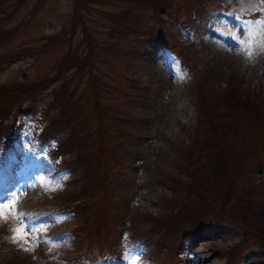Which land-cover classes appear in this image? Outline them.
<instances>
[{
  "label": "rangeland",
  "instance_id": "374dc122",
  "mask_svg": "<svg viewBox=\"0 0 264 264\" xmlns=\"http://www.w3.org/2000/svg\"><path fill=\"white\" fill-rule=\"evenodd\" d=\"M242 1L0 0V127L4 115L17 106L28 103L39 110L47 129L57 132L70 172L60 191L27 192L16 211L74 210L64 219L49 215L35 222L0 220V259L4 256L7 264H70L85 254L94 256L91 264H105L95 255L111 248L121 228L129 237L152 228L148 235L153 249L161 252L174 245L176 257L177 251L187 249L183 264H264V138L256 140L264 131V41L253 40L241 51V42L249 41L236 27L237 34L222 29L214 43L189 42L172 21L194 22L192 11L201 15L216 2L232 8L251 4L256 11L258 0L247 5ZM261 27L257 38L263 36ZM152 37L181 55L186 81L167 78L153 59L154 48L147 46L160 44L149 41ZM236 83L244 92H233ZM195 85L208 86L213 94V104L205 110L198 109ZM245 94L248 98L236 106L228 101ZM244 119L253 123L245 138L253 140L252 150L257 151L252 164H246L249 171L224 168L218 178L210 169L200 177L186 166L187 155L196 149L195 133L207 120L220 123L221 141L232 146L235 126ZM40 147L46 150L44 144ZM23 152L26 155L20 156L8 148L6 157L18 165H10V171H19L21 186L27 184L29 190L31 166L24 161L39 173L48 153L29 158V150ZM201 161L208 164L204 154ZM176 181L182 191L175 188ZM224 181L232 186L225 187ZM154 217L160 226H153ZM202 217L223 222L200 232H177L181 222ZM244 218L263 232L261 245L251 228L244 239ZM22 223L28 225V243L13 242L11 229ZM243 239L251 241L245 246L253 250L241 249Z\"/></svg>",
  "mask_w": 264,
  "mask_h": 264
},
{
  "label": "trees",
  "instance_id": "16d2710c",
  "mask_svg": "<svg viewBox=\"0 0 264 264\" xmlns=\"http://www.w3.org/2000/svg\"><path fill=\"white\" fill-rule=\"evenodd\" d=\"M18 56V54L13 55V57ZM20 56V55H19ZM10 57V58H13ZM180 61L182 62L183 59L181 55H179ZM188 77H185L183 79V82L186 81ZM229 81V79H228ZM228 84H231L228 82ZM233 87V92L236 90H240L241 92H244L243 88L240 86V83H236L232 85ZM208 86L202 85H195L193 89V94L196 98H200L201 103L198 101V109L200 110H205L208 108L211 104H213V94L209 93ZM239 93V91H236ZM248 95L245 94L243 96L237 95V101L234 102L232 100H228L231 102L232 106H236V103L239 100H243L244 98H248ZM31 108V109H30ZM252 109L259 110L255 105L252 106ZM19 110V111H18ZM45 112V110H44ZM22 113H25L26 115L31 113L33 116L34 115H40L39 110L33 109L28 103H25L23 105L17 106L13 109H11L10 112L4 115L2 119V125L0 127V133H6V136L10 134V127L11 125L15 123H21V115ZM239 117L242 115H238ZM42 118V117H41ZM244 118V115H243ZM199 121V118L197 119V122ZM245 121V122H244ZM196 122V123H197ZM47 122L40 128V130L36 134V141L37 143H41L45 140H50L53 139V137L57 136V132H50L47 129ZM250 124L248 127L247 125ZM252 127L253 123L250 122L249 120H242L237 123L235 126V137L233 138L232 141V146L231 143L227 146V144H224V141H221L222 133H221V126L219 122L216 121H208L206 122L205 126L201 127L200 130H198L195 133L196 139L192 142V144L195 146V150L193 151L192 154L187 155V161H186V166L190 168L192 172H198L199 176L202 177V175H207L206 172H208L210 169H213L214 172L217 174L218 178L221 176V173L219 171H223L224 168L227 169V172L229 170L235 171L239 170L240 174L243 173V171H249V168L246 166V164H252V161L254 160L253 154L255 156L257 155V151L252 150L253 149V140H248L245 137L250 136L252 133ZM259 128V127H257ZM256 128V129H257ZM212 132V133H211ZM211 133V134H210ZM247 135H245V134ZM263 136H260L256 138H264V131L262 132ZM243 137V139L239 140V138ZM252 143V144H251ZM251 144V149H248V145ZM203 149V151L201 150ZM51 152V151H49ZM240 152H243L244 154L246 153L245 156H238ZM54 156L58 157L62 160V163L64 164V152L62 150V144L61 140L58 141L56 144L55 149L53 150ZM250 156L248 157V155ZM205 155V157L208 159V164H205L201 161L202 155ZM175 155V161L178 162L179 156L176 152H174ZM238 158V159H236ZM230 164V165H229ZM65 165V164H64ZM209 167V168H208ZM225 187H230L232 186L231 181H224L222 183ZM197 186L201 187L200 184ZM175 188L178 189L179 191H182V188L179 186L178 182H175ZM70 209V207L66 206L63 209ZM163 216L161 217V219ZM246 220L245 224V229L243 233V237H247L246 231L248 229H253L254 235L258 239V245H261V240L260 238L263 237V232L259 233L258 229H255V225H251V222L248 221V218H244ZM213 221H223L221 219H211L209 217H202L198 218L196 221L193 223H190L188 221H183L179 225V231H193L197 232L200 231L202 228L205 226H209L213 224ZM161 225V220L158 217H154V222L153 226L157 227ZM152 228H149L147 231L150 232ZM250 229V230H251ZM148 232L145 234H142L141 236L136 235L135 233L133 234V237L130 236L128 239H125L124 237H121V239H116V242L112 244V248H109L107 250L108 254L113 256V257H119L120 254L124 251H127L130 256L132 255H137L138 251L140 249L143 250V257L145 258H151L152 260L159 261L160 264H176L177 257H176V252L173 251V254L175 256V259L172 260V253L170 254L169 258H162L160 256V251L157 249H153L154 247V241L149 237ZM123 238V239H122ZM244 239L241 243V249L244 247H248L249 250H253L252 246H245L246 243H251V241L246 240L244 242ZM124 242L127 244L125 247L121 248V245L124 244ZM143 243L141 246H138V249H135L136 246L140 243ZM80 259L82 261L85 260L86 255L82 254L79 255ZM236 261H227L226 264H235ZM5 257H1L0 259V264H7Z\"/></svg>",
  "mask_w": 264,
  "mask_h": 264
},
{
  "label": "snow or ice",
  "instance_id": "6c2138e0",
  "mask_svg": "<svg viewBox=\"0 0 264 264\" xmlns=\"http://www.w3.org/2000/svg\"><path fill=\"white\" fill-rule=\"evenodd\" d=\"M251 23H255L256 25H264V20H257L255 22H249ZM249 36H252L253 33L251 31V29H249ZM245 47H249V45H245L244 42H241V51L244 50ZM253 55L252 51L249 50L248 51V56L251 57ZM56 187H60L59 184L56 185ZM12 193L8 192V193H3L0 194V218H4L7 219V215L9 214V212H11V214L18 218V219H25L26 217H28L30 214L24 213V212H17L15 209V201H12L9 204L4 203V200H7L11 197ZM60 219H64V217H61ZM28 227V225L25 224H21V226L17 227V226H13V228L11 229V231L13 232V236H12V240L13 242H15L17 239H21L23 240L24 243H28V240L26 239L28 233L25 232V228ZM35 225H32L31 228L35 229ZM23 233V235H21ZM41 243H44L45 241H40ZM53 246H55L53 244ZM25 250H28L27 248ZM125 258L129 260V264H136V257L134 256H130L128 253L125 254Z\"/></svg>",
  "mask_w": 264,
  "mask_h": 264
}]
</instances>
